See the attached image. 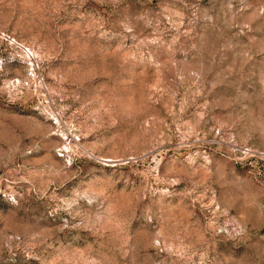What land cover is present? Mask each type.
<instances>
[{"label":"rangeland","instance_id":"374dc122","mask_svg":"<svg viewBox=\"0 0 264 264\" xmlns=\"http://www.w3.org/2000/svg\"><path fill=\"white\" fill-rule=\"evenodd\" d=\"M0 264H264V0H0Z\"/></svg>","mask_w":264,"mask_h":264}]
</instances>
